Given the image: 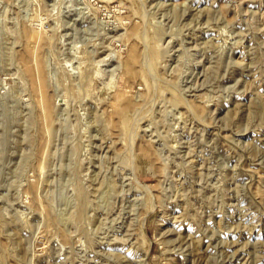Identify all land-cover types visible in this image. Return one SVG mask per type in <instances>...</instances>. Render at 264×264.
I'll return each instance as SVG.
<instances>
[{"label": "rangeland", "instance_id": "rangeland-1", "mask_svg": "<svg viewBox=\"0 0 264 264\" xmlns=\"http://www.w3.org/2000/svg\"><path fill=\"white\" fill-rule=\"evenodd\" d=\"M0 264H264V0H0Z\"/></svg>", "mask_w": 264, "mask_h": 264}]
</instances>
